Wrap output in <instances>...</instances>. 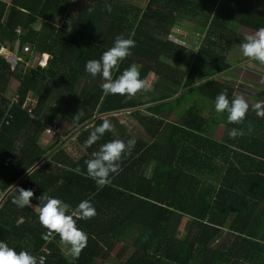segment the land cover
<instances>
[{
	"label": "trees",
	"instance_id": "trees-1",
	"mask_svg": "<svg viewBox=\"0 0 264 264\" xmlns=\"http://www.w3.org/2000/svg\"><path fill=\"white\" fill-rule=\"evenodd\" d=\"M184 21L204 29L196 49L171 39ZM241 24L264 27V0H147L144 7L125 0H0V242L34 256L44 246L47 230L37 211L12 203L13 187H20L34 192L38 207L44 194L71 208L88 200L96 210L94 218L76 222L88 236L79 258L66 257L54 235L46 264H264V117L248 99L241 124L228 123L227 113L208 118L201 106L214 105L224 90L230 101L237 96L241 74L228 56ZM117 36L135 47L113 79L131 64L141 79L155 77L148 91L131 98L105 95L101 77L85 71ZM13 82L17 105L7 95ZM30 94L36 103L23 108ZM262 95L264 88L256 97ZM78 112L83 115L74 120ZM118 114L128 115L134 132L119 124ZM66 118L74 125L71 152L62 130L42 146L46 128H59ZM104 119L114 131L84 149ZM219 126L224 134L216 139ZM233 128L243 135L231 138ZM133 138L121 171L102 189L74 171L86 173L85 161L101 144ZM184 218L195 228L180 238Z\"/></svg>",
	"mask_w": 264,
	"mask_h": 264
},
{
	"label": "clouds",
	"instance_id": "clouds-1",
	"mask_svg": "<svg viewBox=\"0 0 264 264\" xmlns=\"http://www.w3.org/2000/svg\"><path fill=\"white\" fill-rule=\"evenodd\" d=\"M89 10L91 11V9ZM134 47L135 41L133 39L117 36L113 46L104 51L99 59H91L86 62L85 71L93 78L101 77L103 81L101 88L105 95H120L131 98L139 92L149 90L146 80L140 78V70L136 64H131L117 78L113 79L114 70H119L120 62L131 55L130 49ZM240 52L248 61L258 62L259 66L264 68V27L252 34L244 35L243 42L240 44ZM47 60L48 58H44L43 55L41 65H46ZM258 91L260 92L261 89ZM253 107L257 116L264 117V108H261V102H257ZM214 110L217 114L227 113L228 123L241 124L249 111V104L243 96L239 95L230 101L227 90H224L216 96ZM82 115V112H78L73 119L79 120ZM112 131H114V126L108 119H104L90 133L83 148L87 149L100 140L106 132ZM238 135H243V132L235 128L229 132L231 138ZM135 143L134 138L126 142L121 139H113L103 143L97 151L91 153V158L85 161L86 173H82L79 167L74 171L77 174H86L95 182L97 189H102L111 183V176L119 174L123 157L131 154ZM13 188L16 192L12 200L13 204L21 209L33 207L31 201L34 192L32 190L20 187ZM38 200L41 202L37 209L38 222L47 230V236H59L58 246L65 256L72 260L78 259L82 250L87 246L88 236L77 227L76 222L77 220L94 218L96 215L94 206L90 201L82 200L75 208H71L61 199L44 194ZM44 261V257L38 258L26 250L17 252L7 243L0 242V264H44Z\"/></svg>",
	"mask_w": 264,
	"mask_h": 264
},
{
	"label": "rangeland",
	"instance_id": "rangeland-1",
	"mask_svg": "<svg viewBox=\"0 0 264 264\" xmlns=\"http://www.w3.org/2000/svg\"><path fill=\"white\" fill-rule=\"evenodd\" d=\"M6 2H10V0H5ZM127 3H132V4H136V5H139L141 7H144L147 0H125ZM257 1V0H255ZM58 21V20H57ZM194 21L191 22V23H188V22H185L184 21V24L182 25H176L173 29H172V33H171V39L176 42V43H179L181 40L183 42V38L185 37L184 39V42L186 43V46H188V48H191V45L195 46L197 45V47L200 45L201 41L203 40V32H204V29L202 28H197L194 26ZM188 31V32H186ZM185 32V33H184ZM254 29L251 28V27H248L247 25H239L237 27V32H236V35L233 39V43L235 44V50L234 48L232 49V52L229 53V63H231L233 65V69H237V73L238 75L243 73V72H246V71H255L256 72V69H257V65L255 63H253L252 61H248L247 63H244V57L242 56L241 52H240V44L243 42V37L244 35L246 34H252L254 33ZM3 55L4 53L7 51L6 49L3 50ZM241 63H243L241 65ZM175 66H180L178 63H175ZM244 66H247L248 68H244ZM181 68H183L181 66ZM260 70V69H259ZM258 75H260V73H257ZM155 81V78L153 77V75H150L148 80L146 81L147 82V85L148 87H150L152 85V83ZM246 81L251 85L252 83H255L257 82L258 83V86L260 89L264 88V76H257V75H251L250 72L247 74V77H246ZM15 90H16V87H15V82H13V87H11L9 90H8V93L7 95L9 97H13L15 96ZM34 97V96H33ZM35 98V97H34ZM192 98V97H191ZM260 99H258V101L255 99L254 101V104H256L257 102H261V106L264 105V95H262L261 97H259ZM194 99V98H192ZM35 103H32L30 102V105L31 106H34ZM201 106L203 107V111L205 112L206 116H208V118H213L214 115H215V110H214V105H211V104H206V103H201ZM125 114H119V118L121 121H125L124 118H125ZM223 127H220L217 131H216V138L217 139H221L222 135H223ZM60 135V134H59ZM74 136L73 133H72V130H67L65 131V133L63 132L62 134V139L61 142L63 141L64 142V146L68 147L71 152L72 150V143L74 142L73 139H74ZM55 137V136H54ZM52 142V141H51ZM45 146V145H44ZM78 154L79 153H76V154H73L74 155V158H77L78 157ZM33 207H37L36 205H34L32 203ZM38 209V207H37ZM187 222H189L187 220ZM194 228L195 226L193 225V223H190V228L189 229H186L184 228L181 233L179 234L180 238H185V237H190L192 234H193V231H194ZM225 238V237H224ZM220 240H222V238H220ZM216 244V243H214ZM214 247V246H213ZM124 260V259H123ZM100 261H97V263L99 264ZM101 264L105 263V261H102L100 262Z\"/></svg>",
	"mask_w": 264,
	"mask_h": 264
},
{
	"label": "crops",
	"instance_id": "crops-1",
	"mask_svg": "<svg viewBox=\"0 0 264 264\" xmlns=\"http://www.w3.org/2000/svg\"><path fill=\"white\" fill-rule=\"evenodd\" d=\"M186 32H188V31H186ZM185 33V32H184ZM189 33V32H188ZM184 39H185V37L183 38V42H182V40L178 43V44H182L184 47H187L188 48V46H186V43L184 42ZM196 47H197V45H195V46H193V45H191V48H188V49H196ZM9 56H11V55H13V53H11V54H8ZM9 56H7V57H9ZM48 58L49 59V55H44V58ZM162 61L163 62H165L166 64H172V65H174L175 66V63H178L180 66H176V67H178V68H180V69H183L184 67V65L182 64V63H179V62H177V61H175V60H173V59H170L169 57H165V56H163L162 57ZM47 62H48V60H47ZM43 63H44V61H43ZM47 64V63H46ZM43 66V65H42ZM181 66L183 67V68H181ZM249 69V68H248ZM250 72V74L251 75H257L256 74V72L255 71H246V72H243V73H241V78L240 79H238L237 81H236V93H237V95H239V96H243L245 99H248V101H250V102H252L253 103V105H255L254 104V101H255V99L258 101V98L256 97V93H257V91L259 90L258 89V86H250L249 88H248V86L250 85L247 81H245L244 79H243V77H244V74L245 75H247L248 73ZM154 77V76H153ZM155 78V77H154ZM241 79H242V81H241ZM11 87H13V83L11 84ZM10 87V88H11ZM255 87V88H254ZM28 98H30L31 99V102L32 103H36V97L34 98L33 97V95L32 94H30L29 95V97ZM260 99V98H259ZM247 101V100H246ZM32 108L34 107V106H31ZM126 116H125V118H124V120L125 121H121L120 120V118H119V114L118 115H115V117H116V119H118L119 120V124L120 125H122V124H125L126 126H127V128H128V130L132 133V131L134 132V125H132V124H127V121H130V119L128 118V115L127 114H125ZM128 118V119H127ZM50 126V125H49ZM220 127H223V126H219L217 129H216V131L220 128ZM74 128V125H73V122H71V120H69L68 118H66L64 121H63V125L61 126V130H62V133L64 132L65 133V131H67V130H72ZM223 130H224V127H223ZM138 131V130H137ZM216 131H215V134H216ZM214 134V135H215ZM223 134H224V132H223ZM215 138H216V136H215ZM222 138V137H221ZM52 139H54V137H51V136H49V135H47L45 132L43 133V135H42V137H41V141H40V144L42 145V146H48L49 144H51V141H52ZM217 139V138H216ZM69 149V148H68ZM38 207V206H37ZM37 207H32V208H34L36 211H37ZM187 220H188V218H184L183 220H182V224H181V226H180V229H179V231H180V233H181V231L184 229V228H186V229H189V225H190V223H191V220H188L189 222H187ZM179 233V234H180ZM98 264V263H97ZM105 264V263H104ZM106 264H114V263H110V262H108L107 261V263Z\"/></svg>",
	"mask_w": 264,
	"mask_h": 264
},
{
	"label": "built area",
	"instance_id": "built-area-1",
	"mask_svg": "<svg viewBox=\"0 0 264 264\" xmlns=\"http://www.w3.org/2000/svg\"><path fill=\"white\" fill-rule=\"evenodd\" d=\"M24 50L28 51L29 48H24ZM19 102V96L16 94L15 96L13 97H10V105H17ZM30 102H31V99H27L26 102H24V104L22 105V107H27L28 105H30ZM31 106V105H30ZM32 109V107H31ZM3 121V119H2ZM7 121V120H5ZM60 133L61 132V127H56V126H48L45 130V133L51 137H54L56 136L57 133ZM8 162V160H6L5 164ZM47 232V231H46ZM43 235V241H44V246L43 248L41 249L40 252H38V254H36L35 256L36 257H44L45 258V261H44V264L47 263V260H48V256L51 254V249L49 248V245L52 243L53 241V237H48L47 234Z\"/></svg>",
	"mask_w": 264,
	"mask_h": 264
}]
</instances>
